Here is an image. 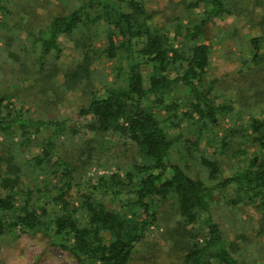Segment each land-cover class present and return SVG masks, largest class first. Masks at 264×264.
Masks as SVG:
<instances>
[{
    "label": "trees",
    "instance_id": "obj_1",
    "mask_svg": "<svg viewBox=\"0 0 264 264\" xmlns=\"http://www.w3.org/2000/svg\"><path fill=\"white\" fill-rule=\"evenodd\" d=\"M232 2L193 0L186 9L204 6L197 23L185 26L182 17L173 16L157 26L152 20L155 13L141 1L88 0L67 15L53 18L44 32L38 31L34 40L40 43L42 66L47 55H61L60 37L74 41L78 58L65 71L62 88H80L88 98L69 119L33 120L25 118L21 109L10 108L11 96L0 94V145H5L4 154L0 152V239L16 230L19 234L48 230L54 244L77 264H130L158 221L159 205L169 202L177 216L169 233L170 252L179 254L181 264H248L233 255L223 232L212 221L210 199L215 190L232 187V204L245 199L264 223V118L249 115V124L230 131L237 140L232 147L228 148L227 136L221 140L217 154L224 155L229 149L231 158L245 155L246 150L240 148L245 143L256 148L239 171L222 177L215 153L198 156L207 181L213 182L210 185L191 177L186 166L171 161L170 152L181 138L168 132L184 120L187 127L197 128L198 136L209 133L232 111L227 104L214 103L215 80L204 81L210 47L201 41L209 22L235 13ZM259 24L262 34L249 39L255 66L264 62V17ZM98 25L103 27V48L93 43L97 37L93 28ZM102 56L114 61L116 73L103 86V94L97 95L91 66ZM169 95L171 100L166 102ZM160 109L167 114L163 125L156 115ZM81 118H88L85 128L95 135L114 134L130 142L140 158L120 173L96 176L93 184L89 180L85 192L77 190L81 180L80 175L78 181L75 177L78 164L57 157L54 142L70 121ZM41 129L49 130L50 138L39 142L36 136ZM212 134L216 140V133ZM38 144L39 153L26 161L19 158L22 149ZM198 145L199 138L187 142L190 157L199 152ZM90 158L88 154L80 160L82 169ZM43 166L53 176L60 173L63 183L59 187L44 180L41 187L32 188L22 182L29 169L40 171ZM122 195H126L124 204L107 207V199L117 201ZM198 223L205 226L206 233L192 227Z\"/></svg>",
    "mask_w": 264,
    "mask_h": 264
},
{
    "label": "rangeland",
    "instance_id": "obj_2",
    "mask_svg": "<svg viewBox=\"0 0 264 264\" xmlns=\"http://www.w3.org/2000/svg\"><path fill=\"white\" fill-rule=\"evenodd\" d=\"M86 1L0 0L3 7L0 10V94L11 96L10 108L21 109L25 118L69 119L86 104L88 97L82 95L80 88L72 91L62 88L65 71L78 58L74 41L60 37L61 55L58 58L53 54L47 55L42 66L40 43L34 40L38 31L44 32L53 18L67 15ZM138 1L144 3L148 11L155 13L152 20L157 26L163 25L173 16L182 17L183 25L192 26L199 21L204 8L199 4L186 9L193 0ZM232 8L235 13L222 15V18L209 22L203 29L201 39L210 47V63L204 81L215 80L212 90L214 103L227 104L232 111L220 118L218 125L209 133L198 136L197 128L187 127L184 120L179 123V127L168 131L170 135L181 138L170 152L171 161L186 166L191 177L200 178L206 185L213 182L207 181V171L199 164L198 156L211 157L215 153L220 160L222 177L239 171L248 163L256 148L245 143L240 146L246 150L245 155L231 158L229 149L224 155L217 154L221 140L227 136L228 148L232 147L237 140L230 131L242 129L249 124V115L264 118V62L258 66L253 65L249 48V39L262 34L259 22L264 17V0H233ZM102 30L103 27L99 25L93 28L97 34L93 43L99 48L105 45ZM261 54H264V43ZM91 69L94 93L102 95L103 86L113 81L115 63L102 56L92 64ZM166 100L169 102L171 96H167ZM156 115L163 125L167 116L165 111L160 109ZM87 122L88 118L70 121L65 133L54 139L56 156L71 164H78L75 173L76 181L78 175L81 178L78 192L87 191L90 188L87 182L90 180L89 184L95 183L96 176L120 173L135 161L140 162L130 142L114 134L95 135L85 128ZM212 132L216 133V140ZM47 138H50V131L45 129H41L36 136L39 142ZM197 138L199 152L190 157L186 152L187 142L191 143ZM4 151L5 145L2 144L0 152L4 154ZM40 151V144L30 146L21 150L19 158L26 161ZM14 153H17L16 149ZM88 154L91 155L90 163L84 170L80 167V160H85ZM50 171L47 166H43L40 171L29 169L28 176L22 178V182L32 188L41 187V180H44L52 187H59L63 183L60 173L53 176L49 174ZM234 198L232 187L217 189L212 193V221L223 232L225 241L229 247L231 245L237 259L248 264H264V223L245 199L234 205ZM125 199L126 195L117 201L107 199L106 205L116 209L125 203ZM157 212V223L148 231L145 242L137 248L130 264H181L179 254L170 252L172 243L169 233L175 228L177 216L172 213L169 202L159 205ZM192 227L206 233L201 223ZM55 242L48 230L23 234L16 230L7 233L0 239V264H77Z\"/></svg>",
    "mask_w": 264,
    "mask_h": 264
}]
</instances>
